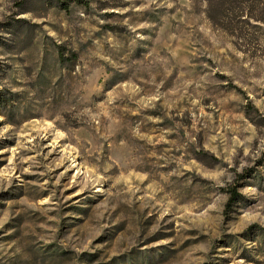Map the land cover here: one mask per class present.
Wrapping results in <instances>:
<instances>
[{
    "label": "rangeland",
    "instance_id": "1",
    "mask_svg": "<svg viewBox=\"0 0 264 264\" xmlns=\"http://www.w3.org/2000/svg\"><path fill=\"white\" fill-rule=\"evenodd\" d=\"M0 98V264H264V0H0Z\"/></svg>",
    "mask_w": 264,
    "mask_h": 264
},
{
    "label": "trees",
    "instance_id": "2",
    "mask_svg": "<svg viewBox=\"0 0 264 264\" xmlns=\"http://www.w3.org/2000/svg\"><path fill=\"white\" fill-rule=\"evenodd\" d=\"M64 5H66V3H64ZM65 9H67V8H65ZM59 61L60 62L65 61V57L62 54H59ZM250 107H251V109H254L253 106H250ZM249 111H248V113H250ZM228 193L230 194V204L238 201V199L240 198V195L237 192V189L228 190Z\"/></svg>",
    "mask_w": 264,
    "mask_h": 264
}]
</instances>
